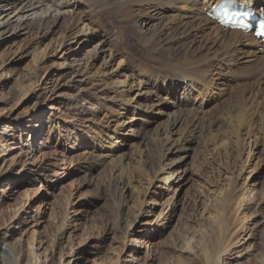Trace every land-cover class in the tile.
Here are the masks:
<instances>
[{
    "label": "bare ground",
    "instance_id": "bare-ground-1",
    "mask_svg": "<svg viewBox=\"0 0 264 264\" xmlns=\"http://www.w3.org/2000/svg\"><path fill=\"white\" fill-rule=\"evenodd\" d=\"M220 1L222 0H0V33L35 29L42 37L57 31L55 27L60 26L64 40L61 45L64 48L56 56L65 60L66 57L73 56L72 60L78 61L75 66L70 67L63 60L56 75V83L50 87L46 83L38 86L45 93L44 101L39 107L46 103L49 94L65 100V107L70 101L87 107L89 101H86L85 94H89L102 101L108 113L119 111L115 126L109 125L106 130L95 132V136L84 123L88 118L83 121L78 119V123L70 130V136L82 144L81 148L87 154L83 157L82 168L86 169L82 179L85 186H94L91 192L94 201L92 204L103 202L108 197L104 210L100 209L96 216L102 227H107L112 222L117 231L120 230L127 236L139 232L135 227L139 223L149 227L158 189L165 188L167 192L174 189L176 192V186L185 180V169H182L181 163L184 162L186 150L190 148L188 143L193 140L198 138L205 150L213 149L218 156H226L228 159L241 153L244 142L247 141L250 145L252 140L255 141L264 132V43L252 33L230 29L211 17V8ZM235 1L258 13H264V0ZM83 2L87 5L80 7ZM103 9L118 10L120 33L117 36L101 29L102 23L97 13ZM149 22L152 24L148 25ZM129 23L143 33L136 39V49L129 47L126 42L125 32ZM119 40L122 45L120 56L117 54ZM93 41L98 42L90 59L85 62L77 60L74 57L77 53L74 45ZM101 57L102 61L99 63ZM249 61L251 66H241ZM113 63H116L119 71H113ZM110 67L112 70H109ZM65 79L70 88L76 89V93L70 94V98L61 91L62 84L67 83ZM219 89L223 95L218 93ZM179 92L182 94L180 98L177 97ZM207 101L212 102V105L205 108ZM39 107L29 111L27 121L17 129L20 131L22 127V132L27 129L30 136L40 135L42 142L48 143L50 137L44 131L46 128L47 131L55 130L57 122L52 119L54 115L50 114L45 122L36 123L38 113L34 112ZM88 107L94 109L92 105ZM131 111L132 119L143 115L145 124L151 122L153 116L167 115L164 129L156 126L154 134L149 138L152 144L150 153L146 154L144 149L137 148L138 164H133L125 157L122 151L124 143L119 142L123 135L125 138L133 137L135 141L140 133L145 132V124L129 125L128 117L121 119L123 112ZM105 115L107 118V114ZM4 131L0 132V149L8 144L9 139L15 141L20 138L22 133L20 131L18 137L15 129ZM90 139L93 142H89ZM250 153L251 150L249 155ZM18 166L20 171L28 170L37 175L51 170L49 162L40 163L35 155L25 152L20 153L16 164L10 168L11 178ZM95 172L98 174L92 176ZM227 179L228 186L222 184L218 196L222 200H231L228 213L226 214V209H218L211 217L212 223L207 222L203 236L212 239L205 242L200 252L197 251L198 240L189 230L183 231L171 243L173 249L182 248L185 253L192 255H188V261L181 259L178 264H194L201 256L202 264H233L227 261L224 263V257L231 256L235 250L234 224L242 212L243 203L248 205L256 198V190L254 189V194L249 188H239L232 175ZM129 189L136 195L138 213L132 211V206L129 205ZM203 193L204 190L201 194ZM5 197V191L0 193V198ZM58 203L62 207V202ZM27 209L29 208L23 204L19 210ZM163 213L162 210L158 217H163ZM159 218L156 225L163 220L158 221ZM24 224L25 220L15 215L8 224L0 228V256L2 252L4 256H9L10 264H23L24 251L20 245L12 244L10 238ZM61 224L63 227L55 238V245L60 244L70 223L63 220ZM243 224L244 221L242 226ZM137 239L134 240L137 242ZM251 240L250 247L254 238ZM34 243L35 239H32L30 253L34 261L31 264L50 262L53 255L49 258L46 256L40 263L41 241L37 247H34ZM171 244L161 252L155 248L146 250L143 264H175L176 261L169 257ZM138 253L136 251L132 259H137V264H141L142 256ZM70 257L73 258V255L61 250L60 264L66 261V264H71L74 258Z\"/></svg>",
    "mask_w": 264,
    "mask_h": 264
},
{
    "label": "rangeland",
    "instance_id": "rangeland-1",
    "mask_svg": "<svg viewBox=\"0 0 264 264\" xmlns=\"http://www.w3.org/2000/svg\"><path fill=\"white\" fill-rule=\"evenodd\" d=\"M86 5V2H83L80 7ZM103 10L98 11L99 14L97 13L100 16V23H102L101 29L110 31L111 34L117 36L120 33L118 10ZM151 24L152 22H149L148 25ZM55 29L52 33L42 37L35 29L20 30L16 33H0V132L4 130V132H10L11 129H15L17 130L16 135L19 137L22 127H20V131L17 127L27 121L29 111L39 107L40 103L44 101L45 93L43 94L38 86L41 83H46L50 87L56 83L58 77L56 75L61 69L60 64L65 59L56 56L64 48L61 45L64 40L62 39L63 29L60 26ZM141 34H143L141 30L129 23L125 32L129 47L136 49V39ZM96 42L98 41L75 44L74 49L77 53L74 57L76 56V59L81 62L88 61L95 51ZM121 47V40H119L117 44L118 56L122 52ZM72 57H66V66L76 65L75 63L78 61H73ZM102 57L98 60L99 63H101ZM249 62H245L246 64H241V66H251L252 63ZM116 68V63H113V71L120 70ZM109 70H112V67ZM29 77L32 79L27 80ZM232 78L234 80L233 76ZM61 82L64 83V81ZM68 83L62 84L61 91L70 98V94H75L76 89L70 88ZM20 86H25V89ZM217 91L223 95L220 92L221 89ZM85 95L86 101H89L87 107L81 104L75 105L73 101H70L65 107V103H63L65 100L60 96L54 97L49 94L46 103L44 102L45 104L34 112V114L38 113L35 122L40 124L45 122L50 114L54 115L52 119L56 120L58 127L53 131L45 129L44 134L50 137L48 143H46L47 141L42 142L40 135L30 136L26 129L21 133L20 138L15 141L9 139L8 144L0 149V193L3 191L6 193L4 199L0 198V228L4 224H8L15 215L25 220V224L20 227V230L19 228L15 230L10 238L12 244L20 245L23 249V264H31L34 261L30 253L32 239H35L34 247L39 246L41 241L40 263L46 256L49 258L53 255L52 260L46 264H60L61 250L73 255L74 259L70 257L73 259L71 264H116L117 262V264H122V261L123 264H131V262L137 264V259H132L136 251L142 256L140 263L143 264L146 250L151 248L157 249L158 252L166 250L169 243L174 242L183 231L187 232L188 230L198 240L197 251L200 252L205 242L212 239L203 236L206 225H208L207 222L212 223L211 217L216 214L218 209H226L227 214L231 207L230 199L222 200L218 196L222 184H225V187L228 186L227 177L231 175L237 180L239 188H249L250 192L254 194L255 189L256 198L248 205L243 203L242 212L234 224L235 250L231 256L224 257V263L227 261L233 264H264V132H261L260 137L255 141L252 140L250 145L247 141L244 142L241 153L228 159L226 156H218L213 149L205 150L198 138L191 140L192 143H188L190 148L185 152L184 162L181 163L182 169H185L184 182L181 181L176 186L178 188L176 192L174 189L169 192L165 188L158 189L154 212L151 214V225L148 227V225L139 223L135 225L139 232L127 236L120 230L117 231L112 222L107 227H102L100 222H97L96 216L100 209L104 210V204L107 203L108 197L103 202L92 204L94 201L91 192L94 186H85V181L82 179L86 169L82 168L83 157L87 154L82 150V144L70 136V130L78 123V119L83 121L88 118V121L84 123L90 127L89 130L93 132V136H95V132L106 130L109 125L115 126L119 111L108 113L107 109H104L102 101L92 95ZM177 95L178 98L182 97L181 92ZM225 97L227 96L225 95ZM207 103L205 108L212 105V102L207 101ZM89 105H92L94 109L97 108L96 112L94 109L91 110ZM105 114H107V118ZM132 114V111L123 112L121 119L125 116L128 117L129 125L145 124L146 120L143 121V115L132 119ZM163 115L153 116L151 122L145 124V132L140 133L135 141L133 137L125 138V135L119 140L120 143H124L122 151L126 155L125 157L133 164H138L137 148L144 149L146 154L150 153L152 144L149 138L154 134V128L158 126L160 129H164L167 123V115ZM153 119L155 120L152 121ZM91 141L93 142V139L89 140V142ZM106 144L109 145V141L106 140ZM22 152L35 155L40 163L49 162L51 170L43 175L40 173L37 175L28 170L20 171V166H18L15 167V175L11 178L9 170L16 164ZM231 163L232 165H230ZM230 168H232L231 171ZM96 174L98 173L95 172L92 176H96ZM202 190H204L203 194H201ZM47 193L51 195H47ZM135 196V193L129 189L127 192L129 205L132 206V211L138 213L139 206L137 204L139 203H135ZM59 201L62 202V207L59 206ZM23 204L29 209L19 210ZM162 210L163 217L161 215L159 218L158 215ZM157 218H159L158 221L163 219L159 225H156ZM63 220L70 224L60 244L55 245V238L63 227L61 224ZM129 220L131 219L129 218ZM243 221L244 226H242ZM152 229L155 230L151 232ZM135 238H138L137 242L134 240ZM251 238H254V243L250 247ZM172 244L169 249V257L177 264L181 262V259H189L188 255L192 256L185 253L182 248L173 249ZM178 245L181 246V244ZM199 258L200 260L195 261L194 264H202V256ZM9 260L11 261L10 257L4 256L2 252L0 264H10ZM66 262L62 264H66Z\"/></svg>",
    "mask_w": 264,
    "mask_h": 264
}]
</instances>
